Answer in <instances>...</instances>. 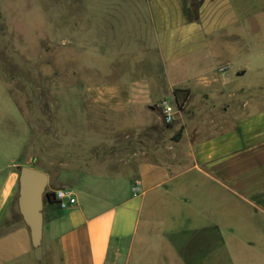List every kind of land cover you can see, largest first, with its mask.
I'll use <instances>...</instances> for the list:
<instances>
[{
	"label": "crops",
	"instance_id": "0c3cea01",
	"mask_svg": "<svg viewBox=\"0 0 264 264\" xmlns=\"http://www.w3.org/2000/svg\"><path fill=\"white\" fill-rule=\"evenodd\" d=\"M82 2L84 54L112 72L90 99L115 122L72 135L56 171L34 168L48 196L69 188L76 199L62 211L45 198L39 261L16 215L22 142L0 128V264H264V108L236 114L212 90L217 107H206L208 89L246 73L229 57L251 52L264 0ZM174 89L189 119L172 146L160 105L176 106Z\"/></svg>",
	"mask_w": 264,
	"mask_h": 264
},
{
	"label": "rangeland",
	"instance_id": "374dc122",
	"mask_svg": "<svg viewBox=\"0 0 264 264\" xmlns=\"http://www.w3.org/2000/svg\"><path fill=\"white\" fill-rule=\"evenodd\" d=\"M82 1L0 0V128L12 133L8 139L15 140L16 136L21 140L22 166L56 171L72 135H81L85 128L105 130L115 122L107 119L106 109L98 108L90 99L93 86L103 77H112V72L93 71V67L99 68L100 57L84 54L88 45L82 36ZM260 33L246 36L251 48L248 55L233 52L229 57L232 65L244 66L246 73L233 77L229 88L208 89L206 107H217L218 102L209 100L212 90L215 95L222 92L219 99L230 96L228 103L220 105L229 104L236 114L242 113L243 104L248 111L264 108V29ZM258 52H262L259 57ZM174 91L179 100L173 109L168 107L171 98H166L172 123L166 124L160 105L172 146L180 141L182 128L177 131L176 127L184 116L189 119L184 108L186 91ZM174 153L183 157L177 147ZM15 208L17 212L16 201ZM16 215L19 217L18 212Z\"/></svg>",
	"mask_w": 264,
	"mask_h": 264
},
{
	"label": "water",
	"instance_id": "95a60500",
	"mask_svg": "<svg viewBox=\"0 0 264 264\" xmlns=\"http://www.w3.org/2000/svg\"><path fill=\"white\" fill-rule=\"evenodd\" d=\"M48 176L37 169L24 166L19 169L17 211L27 227L34 258L41 259V240L43 229V196Z\"/></svg>",
	"mask_w": 264,
	"mask_h": 264
},
{
	"label": "built area",
	"instance_id": "2783aa9c",
	"mask_svg": "<svg viewBox=\"0 0 264 264\" xmlns=\"http://www.w3.org/2000/svg\"><path fill=\"white\" fill-rule=\"evenodd\" d=\"M162 108L165 110L164 120L167 124L172 122V116L167 111V104L164 102L161 104ZM132 192L134 196L140 193V187L138 183H135ZM51 199L56 203V206L60 210H66L67 208L74 206L76 204V199L74 192L69 188H62L55 190L50 193Z\"/></svg>",
	"mask_w": 264,
	"mask_h": 264
},
{
	"label": "trees",
	"instance_id": "16d2710c",
	"mask_svg": "<svg viewBox=\"0 0 264 264\" xmlns=\"http://www.w3.org/2000/svg\"><path fill=\"white\" fill-rule=\"evenodd\" d=\"M47 196H48V195H47V193L45 192V193H44V196H43V202L45 201V198H47ZM48 198H49V200H51V202H53V203L56 205V203L51 199V195H49Z\"/></svg>",
	"mask_w": 264,
	"mask_h": 264
}]
</instances>
